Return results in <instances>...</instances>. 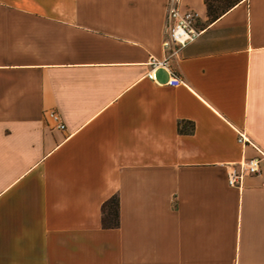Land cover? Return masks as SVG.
Listing matches in <instances>:
<instances>
[{
    "label": "crops",
    "instance_id": "crops-1",
    "mask_svg": "<svg viewBox=\"0 0 264 264\" xmlns=\"http://www.w3.org/2000/svg\"><path fill=\"white\" fill-rule=\"evenodd\" d=\"M168 2L0 0V264H264V158L228 184L264 155V0H181L202 33L151 78Z\"/></svg>",
    "mask_w": 264,
    "mask_h": 264
},
{
    "label": "built area",
    "instance_id": "built-area-1",
    "mask_svg": "<svg viewBox=\"0 0 264 264\" xmlns=\"http://www.w3.org/2000/svg\"><path fill=\"white\" fill-rule=\"evenodd\" d=\"M181 0H169L167 6V23L165 39L163 42L164 58L161 60L152 58V70L149 77L154 78V72L157 68H166L172 75L174 71L170 62L180 57L183 49L196 41L202 31L198 28V14L191 10L183 11L180 7ZM179 78L172 77L170 84L177 86L181 84ZM47 116L52 120L58 129L65 130L66 126L62 121L60 114L56 111H50ZM247 139L243 132L239 131L238 143L246 144ZM264 155L244 159L237 166L232 165L228 173V184L231 187L241 188L246 178L255 176L260 172V164Z\"/></svg>",
    "mask_w": 264,
    "mask_h": 264
},
{
    "label": "trees",
    "instance_id": "trees-1",
    "mask_svg": "<svg viewBox=\"0 0 264 264\" xmlns=\"http://www.w3.org/2000/svg\"><path fill=\"white\" fill-rule=\"evenodd\" d=\"M242 0H206L208 11L212 20L220 17V6L225 4L223 11L227 7H233ZM227 2V3H224ZM103 226L106 229H115L120 226V201L117 196L112 197L109 201L104 203L102 207Z\"/></svg>",
    "mask_w": 264,
    "mask_h": 264
}]
</instances>
